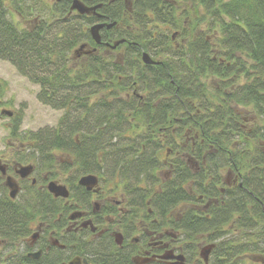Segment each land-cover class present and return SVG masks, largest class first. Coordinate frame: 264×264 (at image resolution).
<instances>
[{
	"label": "trees",
	"instance_id": "trees-1",
	"mask_svg": "<svg viewBox=\"0 0 264 264\" xmlns=\"http://www.w3.org/2000/svg\"><path fill=\"white\" fill-rule=\"evenodd\" d=\"M81 1L101 3L100 17L71 10L69 0H0V60L38 86L42 104L64 111L55 128L27 135L26 158L61 150L82 174L143 185L152 210L174 222L192 252L215 244L210 264H262L252 255L264 260V0ZM178 3H190L204 26L197 21L191 38L184 28L179 43L159 32L179 24ZM9 9L36 23L20 27ZM98 21L115 22L99 30L100 44L89 32ZM82 43L96 50L76 58ZM143 52L158 63L144 64ZM208 77L219 83L215 93ZM232 104L251 106L253 118ZM225 170L238 182L226 183ZM27 201L26 193L0 199V238L26 235ZM182 203L190 205L174 221L169 212ZM95 252L102 264L119 258L104 245ZM2 256L0 264H21Z\"/></svg>",
	"mask_w": 264,
	"mask_h": 264
},
{
	"label": "flooded vegetation",
	"instance_id": "flooded-vegetation-1",
	"mask_svg": "<svg viewBox=\"0 0 264 264\" xmlns=\"http://www.w3.org/2000/svg\"><path fill=\"white\" fill-rule=\"evenodd\" d=\"M55 151L28 158L31 163L25 165H31L32 170L26 176L18 173L24 164L12 165L0 157V166L5 170H0V199L16 201L26 193L29 199L26 203L34 214L29 220L28 232L18 241L11 243L0 238V255L4 261L8 258L16 261L19 257L21 264H102L95 248L104 245L107 257L119 256L111 261L112 264H127L128 260L130 264H136L135 259L140 261L142 258L150 259L143 264H205L200 249L211 243L202 241L197 244L196 252H192L174 222L169 218L161 220L159 213L152 210L151 196L145 197L143 185L127 187L119 179L115 187L106 188L103 175L80 173L67 153L70 160L58 162ZM71 169H76L77 174L69 183L61 176ZM88 174L98 179L92 189L78 183L80 177ZM7 177H11L18 187L14 198L10 197V187L5 183ZM49 182L65 186L68 197L51 193L47 188ZM117 189L121 191L119 198L116 197ZM154 189L156 193L159 191L158 186ZM189 205L182 203L181 210ZM38 207H43L40 213ZM178 215H172L174 221ZM213 247L207 256V264H210ZM19 251L21 254H17ZM34 253H38V257L34 258Z\"/></svg>",
	"mask_w": 264,
	"mask_h": 264
},
{
	"label": "rangeland",
	"instance_id": "rangeland-1",
	"mask_svg": "<svg viewBox=\"0 0 264 264\" xmlns=\"http://www.w3.org/2000/svg\"><path fill=\"white\" fill-rule=\"evenodd\" d=\"M49 1L52 2L54 0ZM127 1L129 0H126V2ZM199 16L200 12L193 8L190 3H178L175 11V21L179 24L173 27L169 26V30L165 25L160 24L162 30L159 32L161 33V31L164 30L166 34H175L173 35V39H176V42L179 43L181 42V35H179V33H184L185 31H182L184 28L187 29L186 33L188 34V38H191L194 36V33L198 32L199 29L196 28V22L198 21L202 23L199 20ZM9 17L20 27H28L30 24L36 23L35 19L30 15L26 16L27 19L23 20V18L12 9H9ZM201 28H204L203 23ZM175 31L178 32V34L175 33ZM85 49H87V47H85ZM83 55L87 54L79 53V55L76 56L73 54L76 58H80ZM244 59L247 64L251 63L248 58L244 57ZM205 82L207 83V89H209L210 92H214L219 85L218 81L211 77L206 78ZM240 82L242 83L243 80H240ZM37 91L38 86L32 84L25 76H22L12 64L8 61L0 60V109H9L13 113L11 117L6 115L0 116V157L10 161L9 163L12 165L15 163L24 165L31 163V160L26 157L31 153L33 146L31 140L27 138V135L31 132L38 131L39 129L55 128L64 113L63 110L53 109L42 104L36 97ZM210 95H212V93ZM232 107L239 111L244 119L254 116V112L252 111V108H250L251 106L244 108L232 104ZM15 121L16 123H18V121L20 123L17 135H13L11 132L13 126L16 124ZM242 124H244L245 127L251 128L248 122L243 121ZM54 154H56L58 162L63 163V160H70L69 155H66L62 151H55ZM27 159L29 161H27ZM75 174H77L76 169H71L68 172H64L61 178L66 182L71 183L75 180ZM159 174L161 178H167L169 176V171L166 168H163ZM223 178L226 183H235L238 182L239 177L232 171L225 170L223 172ZM105 181L106 182L103 183V185H105L106 188H113V186L115 187V184H118L119 179H111V177L107 176L105 177ZM120 192L121 191L118 189L116 190L117 198L120 197ZM180 211L181 207L180 205H177L176 208L170 212V215H178ZM203 244L204 243L199 246L202 247ZM19 253L20 251L17 252V254ZM252 257H254V260L256 261L261 258L260 255H252ZM14 261L15 260H12V262Z\"/></svg>",
	"mask_w": 264,
	"mask_h": 264
},
{
	"label": "water",
	"instance_id": "water-1",
	"mask_svg": "<svg viewBox=\"0 0 264 264\" xmlns=\"http://www.w3.org/2000/svg\"><path fill=\"white\" fill-rule=\"evenodd\" d=\"M55 2L57 1H61V0H54ZM71 2V10H75L77 11V13L79 14H94L98 17H100L101 14H99L97 12L98 8L101 7V3H98L96 5L93 6H88L85 3H83L81 0H69ZM115 22H109V23H104L101 21H98L94 24H92L89 27V32L90 35L92 37V39L94 40L95 43L100 44L101 42V38H100V33L99 30L101 28H103L104 26L106 28H110L112 25H114ZM120 42H123V40H119L116 41L115 43H106V46H109L111 48H115ZM85 47H87L86 44H81L78 48H76L73 52L74 56L79 55V53H86L89 54L90 52H93L96 50V47L93 48H88L85 49ZM141 58L143 60L144 64H155L158 63V61L156 60H152L151 56L147 53V52H143L141 55ZM0 114H5L7 116H11L12 115V111L8 110H2L0 111ZM0 170L2 172H5L4 168L0 166ZM32 170V166L31 165H25V166H21L19 168V172L21 176H26L28 175ZM9 187H10V197L14 198L16 196V192H18V187L16 185V183L13 181V179L11 177H7L6 178V182H5ZM78 183L82 186H85V188L87 189H92L94 186L97 185L98 183V179L97 176L93 175V174H88V175H84L82 177H80ZM48 190L53 193L55 196H62V197H68L69 192L67 190V188L63 185H57L54 182H49L48 186H47ZM213 244H209L206 245L204 247H202L200 249V256L201 258L204 260L205 264H207L208 262V254L210 252V249L213 247ZM33 257L36 258L38 257V253H34ZM148 260H150L149 258H142L140 259V261H138L137 259H135L136 264H140V263H146L148 262ZM170 264H186V263H170Z\"/></svg>",
	"mask_w": 264,
	"mask_h": 264
}]
</instances>
